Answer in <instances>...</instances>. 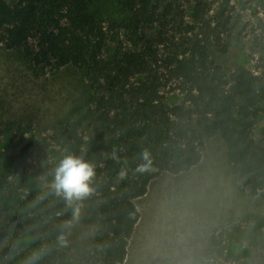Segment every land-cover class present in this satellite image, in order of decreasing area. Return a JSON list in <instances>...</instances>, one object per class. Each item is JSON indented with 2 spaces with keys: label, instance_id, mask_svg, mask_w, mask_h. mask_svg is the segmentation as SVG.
Segmentation results:
<instances>
[{
  "label": "rangeland",
  "instance_id": "1",
  "mask_svg": "<svg viewBox=\"0 0 264 264\" xmlns=\"http://www.w3.org/2000/svg\"><path fill=\"white\" fill-rule=\"evenodd\" d=\"M13 4L16 0H6ZM212 17L225 0H203ZM235 21L232 34H224L211 45V57L225 71L241 65L257 66L253 54L260 20L264 21V0H228ZM183 17L181 28L168 32V53L195 26L192 9L196 0H173ZM93 13L106 25L117 24L111 49L131 48V11L123 0H95ZM185 26V28H184ZM187 26V27H186ZM185 29V32H183ZM166 102L179 103L181 96L168 87ZM91 92L84 73L73 65L35 66L21 48L0 44V214L4 206L20 216L0 243V264H90L101 251L102 228L98 207L105 193L124 186L137 161L129 158L115 180L98 183L97 200L77 202L78 213L68 221L54 211L56 194L53 173L65 156L77 157L97 121L87 104ZM253 119L252 135L264 130V103ZM147 129L143 140L154 136L150 147H161L162 139ZM143 127H112L108 139L139 140ZM137 159V158H136ZM140 160V159H137ZM140 218L135 225L123 264H264V190L249 195L232 174L226 160V146L219 136L205 139L201 159L177 174L162 171L148 184L145 195L134 199Z\"/></svg>",
  "mask_w": 264,
  "mask_h": 264
},
{
  "label": "trees",
  "instance_id": "2",
  "mask_svg": "<svg viewBox=\"0 0 264 264\" xmlns=\"http://www.w3.org/2000/svg\"><path fill=\"white\" fill-rule=\"evenodd\" d=\"M95 0H0V44L21 48L35 66L73 65L83 71L91 92L87 104L93 108L97 127L77 157L94 169L91 200L99 197L97 186L117 179L129 158L136 162L124 186L103 195L98 216L102 228L101 251L90 264H123L129 240L140 213L134 199L146 194L152 178L162 171L180 173L201 159L205 139L219 135L225 142L226 160L233 175L249 195L264 190V130L252 135L253 119L264 103V21L254 41L257 66H237L225 71L211 57L210 47L235 28L230 2L214 11L203 0L192 9L195 26L168 53V32L183 25L173 0H123L131 11V48L110 47L115 41V22L106 25L92 11ZM187 27V26H186ZM185 29L183 32H185ZM177 91L179 103L170 105L165 88ZM162 139L161 147H150L154 136L143 140L147 129ZM112 127H143L141 142L120 137L108 139ZM140 160H137V159ZM69 207L55 196L54 211L71 221ZM0 214V243L14 224L22 227L20 216L4 206ZM46 264H52L48 262Z\"/></svg>",
  "mask_w": 264,
  "mask_h": 264
},
{
  "label": "clouds",
  "instance_id": "3",
  "mask_svg": "<svg viewBox=\"0 0 264 264\" xmlns=\"http://www.w3.org/2000/svg\"><path fill=\"white\" fill-rule=\"evenodd\" d=\"M93 177V166L82 157L72 155L61 159L54 170L52 189L73 209L74 217L78 213L77 202L93 191L91 187Z\"/></svg>",
  "mask_w": 264,
  "mask_h": 264
}]
</instances>
